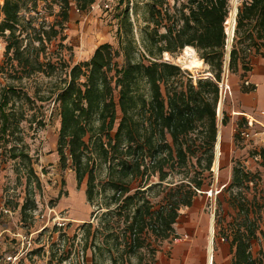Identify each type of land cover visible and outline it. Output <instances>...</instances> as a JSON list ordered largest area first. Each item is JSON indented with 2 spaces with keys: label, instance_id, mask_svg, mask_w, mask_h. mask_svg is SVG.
I'll list each match as a JSON object with an SVG mask.
<instances>
[{
  "label": "trees",
  "instance_id": "16d2710c",
  "mask_svg": "<svg viewBox=\"0 0 264 264\" xmlns=\"http://www.w3.org/2000/svg\"><path fill=\"white\" fill-rule=\"evenodd\" d=\"M70 2L2 0L0 35L5 41V59L0 64V74L6 73L12 80L36 73L59 78L50 94L59 117L56 153L61 169L70 160L77 188L85 181L86 201L95 207L91 222L82 225L84 249L90 251L92 264L95 256L103 252L108 254L110 264H154V244L176 238L173 225L179 208L190 207L202 190L203 182L198 176L201 172L189 177L187 169L191 158L201 165L197 152L202 143L206 150L201 170H209L213 162L217 85L225 55L224 23L229 0H147V27L140 29L142 50L133 38L128 4L124 8L115 4L112 10L120 8L115 15L117 46L101 43L89 59L73 65L62 58L52 61L45 57L46 45L55 39L61 48L71 49L62 43L66 39ZM94 2L75 0V6L84 11ZM53 6L58 8L54 14ZM45 9L49 10L48 16L53 15L52 22L39 15ZM185 46L192 47L208 65L210 77L193 83L190 74L184 78L178 66L160 60L163 53L177 55ZM263 47L264 0H243L235 14L229 72L241 71L239 76L244 78L250 71L247 57L259 55ZM245 82L239 92H254L256 86ZM16 90L11 83H0V142H15L7 149L9 158L24 161L30 157L23 149L22 138L16 135L25 120L14 98ZM45 99L38 96L39 101ZM227 123L228 116L223 112L221 125ZM246 129H251L247 119L236 123L233 141L238 142ZM202 133L204 136L195 144V138ZM251 155L258 157L259 165L264 167V147ZM97 167L105 174L98 188ZM173 175H180L178 184L154 190ZM152 177H157V182L150 183ZM259 182L257 172L246 170L235 160L231 181L220 190L228 193V201L236 210L235 217L220 230L231 249L230 264H264L263 258L251 252V241L261 233ZM132 184L136 187L130 192ZM250 189L254 191L251 199L247 196ZM163 192L155 207L152 198ZM21 211L25 217V204Z\"/></svg>",
  "mask_w": 264,
  "mask_h": 264
},
{
  "label": "rangeland",
  "instance_id": "374dc122",
  "mask_svg": "<svg viewBox=\"0 0 264 264\" xmlns=\"http://www.w3.org/2000/svg\"><path fill=\"white\" fill-rule=\"evenodd\" d=\"M242 1L229 0L227 17L233 9H237ZM146 2L147 0H133L131 12L128 9L133 38L139 50H142L140 29L147 27L145 22ZM39 4L43 5L42 2ZM115 4H120V8H124L126 0H115ZM135 4L137 5L136 9ZM1 5L2 0H0ZM120 8L118 11L116 9L104 11L101 7V0H95L88 10L79 11L75 6V0H71L69 19L64 30L66 39L62 42L64 45L70 46L71 49L61 48L58 45L59 40L55 39L46 45L45 57H51L52 61L62 58L67 64L73 65L89 59L92 51L101 43H109L116 47L118 21L115 15L120 11ZM57 9V6H53L52 13L54 14ZM48 12L49 10L45 9L40 11L39 15L44 16L47 22H52L53 15L48 16ZM22 14L27 16L24 12ZM31 14L35 15L34 12ZM150 28L151 26L148 29ZM159 30L163 31V29ZM225 34V55L220 83L226 78L228 87L225 93L223 90H221L223 93L219 90L217 107L220 102L221 107L220 114L216 109V129L218 130V123L221 125L223 112L228 116V123L226 126L221 125L222 144L219 166L217 170L213 169L215 153L213 150V162L210 169L201 170L204 166L206 150L205 142L202 143L203 147L197 152L201 165L196 164V158H191L187 167L189 177L193 176L195 172H201L198 176L203 182L202 190L198 191L190 207L179 208L178 224L175 225L178 229L175 234L176 238L154 244L157 250L154 264H206L209 220L212 221L214 229L213 262L215 264H230L231 249L229 243L223 240L220 230H224L227 223L235 217L236 210L228 201V193L218 191L223 187L226 188L230 183L231 168L235 160L246 170L257 172L260 176L258 188L261 190L262 197L259 198L257 195V202L262 206L258 218L261 233L257 234L258 239L251 241V252L254 257L264 259V167L259 165L258 157L251 155L255 149L264 147V123L261 125L256 122L249 130V137H240L238 142L233 141L236 123L248 118L244 114L245 110L239 99L243 94L239 92L240 85L246 80L245 84H254L264 94V47L259 55L247 57L246 62L250 71L241 79L239 76L241 71L230 73L227 68L232 39L228 43L226 30ZM4 47V37L0 35V64L5 59ZM181 52L177 55L168 54L169 60L165 59V53H163L160 60L178 66L184 78L190 74L193 83L196 79L209 73V67L206 64L199 69H190L179 64L177 57L181 55ZM61 74L63 77V73ZM6 76V73L0 74V83H11L17 89L18 93L14 98L16 104L21 106V110L25 114V120L20 123V130L16 135L22 138L23 149L28 153L30 160L10 159L7 149L15 142H9L7 145H2L0 142V264H3L4 258L18 251L24 252L19 264H92L90 251L84 249L85 234L82 225L85 222H91V214L95 207L90 206L86 201L85 181L77 188L70 160L68 159L67 166L61 169L56 153L59 117L56 104L53 101L54 96L50 94L54 83L58 82L59 78L55 75L45 77L38 73L16 80ZM218 87L220 88V86ZM23 94H27L30 100L27 101ZM38 96H44L46 99L39 101ZM246 113L249 117H253L249 112ZM262 117L264 118V110ZM202 136H204L203 133L195 138V144L200 142L198 138ZM191 137L194 138V135L192 134ZM179 178L180 175L170 176L167 182H163L161 187H156L154 190H161L166 185L178 184ZM104 181V171L97 167L95 171L97 188ZM155 182H157V177H152L150 183ZM130 187V192H132L136 184H132ZM211 191L212 195L209 194ZM164 193L152 198L155 207L158 206ZM253 194V189L247 192L249 199ZM100 199L99 196L97 200ZM24 204L26 205L25 217L21 211ZM49 209H52L54 213L50 212L49 215ZM58 218L66 220L63 227L54 225ZM92 224L95 226L96 220ZM30 232H35L32 235L31 247L22 248L18 235H27ZM174 252L178 254V257L174 256ZM95 264H110L108 254L103 252L101 256L96 255Z\"/></svg>",
  "mask_w": 264,
  "mask_h": 264
},
{
  "label": "bare ground",
  "instance_id": "6f19581e",
  "mask_svg": "<svg viewBox=\"0 0 264 264\" xmlns=\"http://www.w3.org/2000/svg\"><path fill=\"white\" fill-rule=\"evenodd\" d=\"M235 13H236V9H233L231 14L229 15V17H227L225 24H224V27H225V30H226V33L228 36V39H227L228 43L231 41L232 36H233L234 23H235ZM164 56H165V59L169 60L167 53H165ZM177 61L179 64H182V65H184L190 69H199V68L203 67V65H204L202 60H200L198 58V56L196 55L195 50L190 46H185L182 49L181 55L177 57ZM206 77H210L209 73L202 76V78H206ZM218 86H220L221 88H227L228 85L226 82V78ZM220 107H221V102L219 104L218 114H220L219 113ZM221 127L222 126L220 125V123H218L217 138H216L215 149H214V152H215L214 153V163H213V169L214 170L218 169L219 160H220V156H221V144H222L221 143V140H222V128ZM209 194L212 195V191L209 192ZM213 233H214L213 223L211 220H209L207 243H206V247H207V249H206V264H212V261H213V255H212Z\"/></svg>",
  "mask_w": 264,
  "mask_h": 264
},
{
  "label": "built area",
  "instance_id": "2783aa9c",
  "mask_svg": "<svg viewBox=\"0 0 264 264\" xmlns=\"http://www.w3.org/2000/svg\"><path fill=\"white\" fill-rule=\"evenodd\" d=\"M114 3H115V0H101V7L104 11H111ZM126 4H128V9L131 12L133 0H126ZM130 15H131V13H130ZM226 89L227 88H221V87L219 88L220 92H221V90H223L224 93H225ZM247 121H248V125L250 126V128H252L253 127L252 122L249 119H247ZM249 135H250V133H249L248 129L241 132V136L244 138L249 137ZM50 212H53V210L52 209L48 210L49 215H50ZM65 223H66V220L64 218H58L54 222V225H56L58 227H63L65 225ZM38 231H40V230H38ZM35 232H30L27 235H18V237L20 238V241H21L22 248L31 247L32 235ZM23 253L21 251H18L12 255L7 256L6 258H4L3 264H19L20 258L23 256Z\"/></svg>",
  "mask_w": 264,
  "mask_h": 264
},
{
  "label": "crops",
  "instance_id": "0c3cea01",
  "mask_svg": "<svg viewBox=\"0 0 264 264\" xmlns=\"http://www.w3.org/2000/svg\"><path fill=\"white\" fill-rule=\"evenodd\" d=\"M239 99H240L242 108L245 110L244 114L245 116L248 117L247 119H249L253 125H255L256 122L263 125L262 123H264L263 122L264 118L262 117V112L264 110V94L262 93V91L256 88L254 92L241 94ZM246 112H249L253 117L251 116L249 117ZM177 220H176V223L173 225L175 234L177 233V230H178L175 227V225L178 224ZM173 254L175 257H178V254H176L175 252Z\"/></svg>",
  "mask_w": 264,
  "mask_h": 264
},
{
  "label": "water",
  "instance_id": "95a60500",
  "mask_svg": "<svg viewBox=\"0 0 264 264\" xmlns=\"http://www.w3.org/2000/svg\"><path fill=\"white\" fill-rule=\"evenodd\" d=\"M235 14H236V13H235ZM228 54H229V52H228ZM218 108H219V107H217V113H218ZM218 192H220V190H219Z\"/></svg>",
  "mask_w": 264,
  "mask_h": 264
}]
</instances>
